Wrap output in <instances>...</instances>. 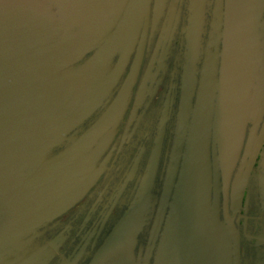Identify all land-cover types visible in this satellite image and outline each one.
<instances>
[{
    "label": "flooded vegetation",
    "instance_id": "flooded-vegetation-1",
    "mask_svg": "<svg viewBox=\"0 0 264 264\" xmlns=\"http://www.w3.org/2000/svg\"><path fill=\"white\" fill-rule=\"evenodd\" d=\"M70 101L29 174L87 148L38 193L0 264H264V0H257L248 122L232 150L221 128L226 0H40ZM105 247L111 250L105 252Z\"/></svg>",
    "mask_w": 264,
    "mask_h": 264
},
{
    "label": "water",
    "instance_id": "water-1",
    "mask_svg": "<svg viewBox=\"0 0 264 264\" xmlns=\"http://www.w3.org/2000/svg\"><path fill=\"white\" fill-rule=\"evenodd\" d=\"M257 0H226L221 103L218 120L232 150L244 141L248 122L250 64ZM53 17L40 0H0V249L17 238L9 219L21 217L25 227L47 215L36 209L57 190L38 191L90 144L98 130L41 168L20 169L50 144L57 130L53 119L69 101L58 71L72 46L90 40L82 35L55 42ZM106 248L105 252L111 250Z\"/></svg>",
    "mask_w": 264,
    "mask_h": 264
}]
</instances>
